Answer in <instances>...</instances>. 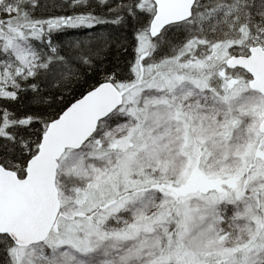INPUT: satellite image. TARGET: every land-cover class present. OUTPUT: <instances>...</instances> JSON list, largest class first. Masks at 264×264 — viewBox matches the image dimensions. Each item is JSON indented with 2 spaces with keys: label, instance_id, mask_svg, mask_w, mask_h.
I'll use <instances>...</instances> for the list:
<instances>
[{
  "label": "snow or ice",
  "instance_id": "1",
  "mask_svg": "<svg viewBox=\"0 0 264 264\" xmlns=\"http://www.w3.org/2000/svg\"><path fill=\"white\" fill-rule=\"evenodd\" d=\"M0 264H264V0H0Z\"/></svg>",
  "mask_w": 264,
  "mask_h": 264
}]
</instances>
